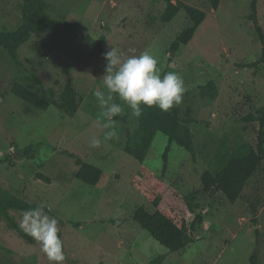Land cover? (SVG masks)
<instances>
[{"label": "rangeland", "instance_id": "rangeland-1", "mask_svg": "<svg viewBox=\"0 0 264 264\" xmlns=\"http://www.w3.org/2000/svg\"><path fill=\"white\" fill-rule=\"evenodd\" d=\"M173 1L207 14L179 51L172 44L192 20L182 10L172 22H162L166 3L160 0H47L49 15L76 23L77 32L57 27L34 34L19 49L24 68L0 50V189L48 206L45 211L59 222L65 264H149L160 257L156 264H251L256 230L264 236V162L235 204L221 193L202 192V176L218 151L258 142L259 123L245 120L264 108V64L251 66L263 48L248 20L252 0H222L218 10L209 0ZM21 3L0 0V31L19 25ZM258 7L264 32V0ZM78 33L94 40L105 35L106 49L114 47L124 56L148 50L161 75L183 77L186 92L178 107L195 121L196 158L173 143L164 174L169 140L161 132L143 163L127 154V137L138 119L126 105L129 124L116 122L118 137L91 147L92 137H103L94 123L99 112L94 93L103 90L105 61ZM210 82L216 85L213 98L201 90ZM16 83L41 95L44 87L53 89L58 99L71 84L81 100L79 109L73 116L54 106L41 111L12 93ZM62 151L100 167L102 181L91 186L78 180L79 167ZM140 207L163 211L193 235L194 243L171 252L134 220ZM9 213L19 223L23 212ZM199 215L202 222L194 224ZM0 245L8 249L0 250V264H49L39 245L21 238L1 214Z\"/></svg>", "mask_w": 264, "mask_h": 264}, {"label": "trees", "instance_id": "trees-1", "mask_svg": "<svg viewBox=\"0 0 264 264\" xmlns=\"http://www.w3.org/2000/svg\"><path fill=\"white\" fill-rule=\"evenodd\" d=\"M160 1L166 3V8L161 15L162 22H172L182 10L192 20V26L185 29L172 44V50L179 51L181 46H187L193 40L199 27L206 20L207 14L183 2L175 3L173 0ZM209 1L215 10H218L222 2V0ZM20 11L21 19L19 25L11 31H0V50H4L12 63L17 67H25V64L20 60L19 49L22 45L29 42L34 34L49 31L57 27H65L73 32H77L78 27L76 23L56 20L49 15L47 0H22ZM248 20L252 22L263 47L261 57L251 64L252 67H257L260 64H264V32L259 22L258 0H252ZM77 35L80 39L91 43L94 50L101 57L107 51V37L105 35L97 40L82 33H78ZM201 90L208 97L213 98L216 94V85L210 82L202 86ZM12 93L41 111H47L50 107L54 106L71 116L77 113L81 102L71 84L66 87L60 99L57 98L53 89L44 87L43 94L41 95L33 90L31 86L21 83L14 84ZM116 102L120 103L118 99ZM122 107L124 108V105ZM245 120L247 122H258L260 125L257 145L243 143L231 152L218 151L214 161L211 163L210 169L204 172L202 176L203 193L210 196L221 193L231 204H235L241 198L245 187L264 162V108L257 115L251 114ZM115 121L120 122L123 126H127L130 122V116L122 113L115 118ZM194 122L191 118L183 117L181 109L178 106L173 107L167 113L155 107L144 108L143 115L138 119V127L127 137L124 150L137 161L143 163L156 134L158 132L163 133L169 140V144L163 155V173L165 174L168 170L169 155L173 143H176L189 152L193 158H196L195 139L192 129ZM42 145L43 143L40 142L34 146ZM24 152L29 154L30 147H27ZM62 153L75 160L76 165L79 167L76 174L78 180L91 186H97L104 178L105 172L100 167L86 162L67 151H62ZM40 177L49 182L48 177L44 175H40ZM197 195L198 193H194L191 198L195 199ZM36 206V204H31L24 199L14 196L7 190L0 189V214L4 216L9 227L30 244H36V242L18 227L19 223L10 215L9 211L23 212ZM190 207H193L191 203ZM252 211H256V208L253 207ZM134 220L171 252H179L194 243L193 235L188 234L183 226H180L173 218L159 209L150 211L145 207H140L134 213ZM201 222L202 217L199 215L194 224ZM263 245L264 236L257 229L256 247L250 258L251 264H261L260 257ZM0 250L8 251L6 247L1 245ZM163 259L164 257H160L149 264H156Z\"/></svg>", "mask_w": 264, "mask_h": 264}, {"label": "clouds", "instance_id": "clouds-1", "mask_svg": "<svg viewBox=\"0 0 264 264\" xmlns=\"http://www.w3.org/2000/svg\"><path fill=\"white\" fill-rule=\"evenodd\" d=\"M135 52L134 49L130 50ZM105 68L101 77L103 90L94 96L99 112L94 123L103 129V137H92L93 149L103 141L118 137L115 117L120 116L126 105L136 119L143 115L144 108H158L169 112L179 106L186 92L183 77L175 72L161 75L157 58L145 50L139 55L124 56L114 47L102 54ZM117 99L120 103L116 102ZM45 203L23 211L18 227L40 247L49 264H65L63 241L58 235L60 228L56 218L48 215Z\"/></svg>", "mask_w": 264, "mask_h": 264}]
</instances>
